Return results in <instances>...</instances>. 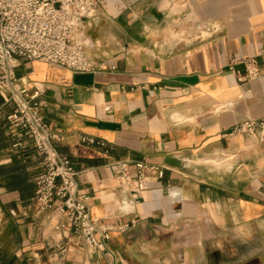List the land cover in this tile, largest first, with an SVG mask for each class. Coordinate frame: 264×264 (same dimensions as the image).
Here are the masks:
<instances>
[{
    "label": "crops",
    "instance_id": "1",
    "mask_svg": "<svg viewBox=\"0 0 264 264\" xmlns=\"http://www.w3.org/2000/svg\"><path fill=\"white\" fill-rule=\"evenodd\" d=\"M190 20L201 22L191 34L208 37L151 39ZM76 38L94 71L21 59L17 74L44 89L42 114L92 215L134 223L109 241L121 264H264V135L233 133L264 117V0H99ZM250 57L261 75L245 80ZM12 108L0 95V264H107L55 208L39 209L36 189L8 186L41 170L32 141L7 122ZM120 160L134 179L138 160L165 175L147 170L134 191L117 179Z\"/></svg>",
    "mask_w": 264,
    "mask_h": 264
},
{
    "label": "built area",
    "instance_id": "2",
    "mask_svg": "<svg viewBox=\"0 0 264 264\" xmlns=\"http://www.w3.org/2000/svg\"><path fill=\"white\" fill-rule=\"evenodd\" d=\"M98 5L99 0H0V95L5 104L13 107L7 115L9 126L19 129L32 141L40 159L41 170L35 179L39 209L55 208L94 253L107 264H121L119 254L110 247L109 241L113 231H126L134 223H107L92 215L91 197L80 188L79 171L55 147L58 135L42 114L44 89L30 90L17 74L21 59L45 61L76 73L94 71V64L85 53V44L76 35ZM244 63L245 80L261 75L254 57ZM233 133L264 135V117L245 119L233 128ZM84 141L106 146L105 142L93 138ZM135 165L137 179L133 178L128 161L115 163L118 181L131 190H145L147 170L157 172L160 177L165 175L164 168L145 160H138Z\"/></svg>",
    "mask_w": 264,
    "mask_h": 264
},
{
    "label": "rangeland",
    "instance_id": "3",
    "mask_svg": "<svg viewBox=\"0 0 264 264\" xmlns=\"http://www.w3.org/2000/svg\"><path fill=\"white\" fill-rule=\"evenodd\" d=\"M201 25V22L199 21H185L179 25H163V31L161 35H155L151 36V39L155 42L161 45H164L166 47H172L176 46L181 43H190L196 40H201L202 38H206L209 35V32L207 29H203V32L199 35L197 34H191L190 28ZM178 27L176 30L175 28Z\"/></svg>",
    "mask_w": 264,
    "mask_h": 264
},
{
    "label": "trees",
    "instance_id": "4",
    "mask_svg": "<svg viewBox=\"0 0 264 264\" xmlns=\"http://www.w3.org/2000/svg\"><path fill=\"white\" fill-rule=\"evenodd\" d=\"M8 186L23 191L25 193L23 194V197H31L35 193L36 181H34L33 184H26L24 177L19 173H15L11 176Z\"/></svg>",
    "mask_w": 264,
    "mask_h": 264
}]
</instances>
